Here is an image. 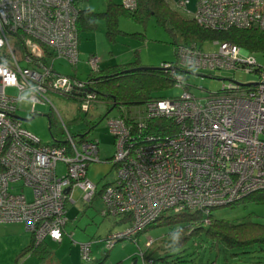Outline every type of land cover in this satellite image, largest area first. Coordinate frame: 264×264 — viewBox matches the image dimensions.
I'll return each mask as SVG.
<instances>
[{"label":"built area","instance_id":"built-area-1","mask_svg":"<svg viewBox=\"0 0 264 264\" xmlns=\"http://www.w3.org/2000/svg\"><path fill=\"white\" fill-rule=\"evenodd\" d=\"M188 2L180 0L177 6L188 11ZM78 4L0 0V223H24L36 244L46 238L60 241L69 220L67 203L75 201L79 188L85 204L102 200L103 215L129 218L122 231L104 239V249L110 250L124 238H135L165 212L201 211L209 224L212 208L264 190V54L230 41H214L219 46L215 52L197 43L177 45L176 61L161 67L184 92L151 99L128 117L106 118L114 139V153L106 160L116 166V177L101 188L88 177L90 164L101 160L99 139H77L67 129L64 141L43 143L25 129L16 114L20 101L31 102L34 111L51 103V93H80L84 113L91 107V81L61 74L54 65L65 60L77 68L80 62ZM123 5L134 9L136 0ZM193 17L215 30H264V0H197ZM88 64L97 69L98 56H91ZM183 69H241L258 79L231 81L203 100L188 90ZM8 86L18 87V97L7 94ZM157 119L170 120L177 131L147 132L149 121ZM60 162L67 166L61 176ZM16 183H21L18 192L13 191ZM24 187L31 190L30 197ZM91 246L92 241L81 243L86 261L93 260Z\"/></svg>","mask_w":264,"mask_h":264},{"label":"rangeland","instance_id":"rangeland-1","mask_svg":"<svg viewBox=\"0 0 264 264\" xmlns=\"http://www.w3.org/2000/svg\"><path fill=\"white\" fill-rule=\"evenodd\" d=\"M116 3H122L124 0H114ZM79 8L88 7L94 11H104L107 6V0H86L80 1ZM192 8V6H191ZM177 9V8H176ZM125 17V16H124ZM136 23L129 18L121 19V28L127 30H134ZM147 38L140 49L142 51L143 60L149 66H160L165 61H176L174 54V44L171 43V34L169 30L164 29L156 23L152 18L147 27ZM180 33H177L179 39ZM134 42L133 39H129ZM127 40L126 42H129ZM119 41H125L124 38ZM138 43V42H137ZM135 43L137 46L138 44ZM81 58L84 60L92 50L98 51L99 58L108 56L114 44H111L106 37V30L104 22L99 23V28L92 33L81 34ZM202 49L207 52H215L219 46L213 41H205L201 44ZM263 61V57H259ZM61 63L60 71L62 74H73L75 68L65 60L57 61V66ZM78 75L84 80L88 76V68L81 64ZM99 67V66H98ZM181 75L186 78L188 90L200 99H205L209 93L218 92L224 84H229L231 81H238L239 83H248L256 81L258 75L253 72L247 73L244 70H186ZM8 95L18 97L19 89L16 86H8L6 88ZM184 92V88L173 86L165 90L158 91L156 94L166 95L164 97H178ZM155 94V95H156ZM50 102L37 105L36 112L33 119L24 120L23 127L29 132L37 136L43 143H49L54 139L64 141L66 138V130H70L73 135L86 134L88 138H97L100 142L101 160L92 162L89 166L88 177L101 188L104 184L112 181L116 177V166L111 161H107L113 153L114 139L113 135L109 134L106 125V118L111 116H118L123 109L114 108L109 113H106V106L98 102L93 103L88 113L79 111L78 103L75 100L65 99L57 94L48 95ZM17 115L24 119H29L33 115L32 104L29 101L23 100L18 103ZM143 105H136L130 108L131 112ZM127 112V111H125ZM53 119L55 124L51 131L49 128L50 120ZM77 121H74V120ZM59 176L65 175L67 166L60 162L57 169ZM21 190V183L15 184V192ZM25 193L30 197L31 190L24 187ZM83 192L76 188L73 193V198L76 200L75 204L67 203L68 210V224L66 228L68 232L69 242L65 243L57 249L55 247L51 250L55 256L51 258L50 264H92L95 260L103 261L104 264H113L122 261L123 264H211L216 261V264H264V249H259L258 245L250 246L249 251L243 253V250L237 248H229L223 243L216 246L213 245L212 239L207 235L206 231L199 233H191L192 230L186 231L187 240L181 249L174 250L172 248L173 240L171 239V232L179 230L181 225L158 224L147 230L141 232L139 236L132 240L124 238L116 243L115 247L110 251L105 252V238L109 232L122 231L124 224L117 223L121 216L102 215L103 202L100 198L90 205H83ZM71 206V207H69ZM215 218H224L231 222H241L245 216L250 217L254 222H264V202L259 203L255 201H248L240 203L236 206H223L213 210ZM209 219V217H208ZM203 219L204 226L208 224ZM3 229V228H2ZM256 234V233H255ZM254 236H258L257 234ZM261 235H264L263 233ZM80 236L87 237V241L79 239ZM251 236V237H254ZM185 237V236H184ZM240 240L245 239L239 238ZM91 256L93 261H86L80 254L78 258L77 249L74 243L91 242ZM149 241V245L148 242ZM5 249L3 240H0V258L1 251ZM107 254V256H106ZM167 256V261L162 260V257ZM178 256L182 261L178 262ZM22 260H20L21 264ZM152 262V263H150Z\"/></svg>","mask_w":264,"mask_h":264},{"label":"trees","instance_id":"trees-1","mask_svg":"<svg viewBox=\"0 0 264 264\" xmlns=\"http://www.w3.org/2000/svg\"><path fill=\"white\" fill-rule=\"evenodd\" d=\"M76 1L80 3V1L86 0ZM178 1L180 0H177V2ZM78 9L77 27L80 41L81 34L96 30L101 20L105 21L107 36L110 38V40H114L115 35L120 30L118 25L119 16L121 14H128L135 21L140 22L144 26L147 25L150 18L153 17L159 26L169 30L172 38L171 43L175 45V50L176 46L180 44L190 45L192 43H197L202 49V42L223 40L238 44L249 51L257 53L258 55L264 54V30L256 27H250L246 29L231 27L227 30H215L207 28L203 25H199L195 21L194 17L188 18L186 15L182 14L180 9L177 8L176 10L172 8L168 0H136V7L134 9L125 8L123 2L116 3L114 0H107V7L104 11H94L91 8H79V6ZM184 12L186 11L184 10ZM188 12L190 11L188 10ZM188 12L186 13L188 14ZM177 33H180L182 41L178 40ZM164 62L175 61L165 60L162 63ZM136 63H139V61L134 59L122 64L118 63L111 65L105 69H101L100 65H98L99 67L97 69L90 68L88 78L85 80L80 79L76 76V74L65 75L76 77L82 81H91L89 89L95 94L93 101L91 102V106L93 103L96 105L98 102H100L106 106V113H109L114 108H120L123 110L125 109L122 111L123 113H121V115L128 117L129 113L136 114L140 110L137 109L131 112V107L143 105L154 98L164 97L166 95L156 93L158 91L165 90L166 88H172L175 86V83L169 73L161 67L162 63L160 66H147L141 63ZM77 69L78 67L75 68V73H77ZM53 94L60 95L65 99L75 100L78 103L79 111H81V113L84 112L81 109L82 97H84L83 94L57 92H54ZM36 111V109L31 111V114L34 116L37 114ZM74 121L77 120L75 119ZM54 127L55 124L51 118L49 128L52 131ZM147 128V132L152 131L154 134L170 135L171 133L169 132L177 131L178 127L170 120L157 119L154 121H149ZM159 130H161V133H159ZM167 130L169 131L167 132ZM86 134L87 133L78 134V136L86 137ZM74 136L76 137L77 135ZM50 143H52V141ZM248 201L263 203L264 190L250 193L241 200L226 206L233 207ZM219 207H214L211 209L209 213L210 223L207 226H204L203 219L205 216L201 211H183L173 214L165 212L155 222L148 225V227L141 232L158 224L181 225L179 230L171 232V239L173 240L172 248L174 250L181 249L184 246V243L189 236L186 235V231L188 230H192L190 234L206 231L207 235L212 239L213 245L216 244L217 246L218 244L223 243V245L229 248L243 250V253L248 252V248L253 245H258L259 249L261 250L264 249V235H261L262 233L264 234V222H254L252 219H250L249 215L243 217L241 222L237 223L231 222L230 220H226L224 218H215L212 214L213 210ZM107 215L103 216L106 217ZM122 219L123 221L127 222L129 218L125 216ZM141 232L136 236L138 237ZM254 234L260 235L254 236ZM244 237L245 239H239ZM104 250L107 252L111 249ZM29 252L47 253L44 241L36 244L33 239L30 245L27 246L21 254H26ZM176 259L178 262L182 261L180 256H178ZM105 260H95L92 264H104ZM162 260L167 261V256L162 257ZM215 262L216 261L212 262L211 264H216ZM256 263L257 261L254 262V264ZM113 264L123 263L122 261H118Z\"/></svg>","mask_w":264,"mask_h":264},{"label":"crops","instance_id":"crops-1","mask_svg":"<svg viewBox=\"0 0 264 264\" xmlns=\"http://www.w3.org/2000/svg\"><path fill=\"white\" fill-rule=\"evenodd\" d=\"M168 1H169V4L171 5L172 8H174V9L178 8V6L176 4L177 0H168ZM191 6H192V8H191ZM186 8H187V10L190 11V12L186 11V12H188V14L186 12H184V10H182L180 8H178V9H180L182 14L186 15L188 18H191V17L193 18V14L195 13L196 8H197V0H189ZM122 18L123 19L129 18L130 20L135 22L137 24L136 28H134V30H127V29L121 28L120 21ZM152 18H150V20ZM101 21L104 22V27L106 30L105 21L104 20H101ZM118 25H119L120 30L115 35L114 40H110V38L106 34L108 41L111 44H114V47L111 48L108 56L105 54L106 57L103 56V58H101V57L99 58L98 51L96 52V50H92L89 53V55L83 60L81 58V44H80V62L78 64L77 73H73V75L76 74L77 77H79L80 79H83L78 75L80 68H83L82 66H80L81 64H84L87 66L88 73H89L90 66L88 64V60L91 56H98L99 65H100L101 69H105L106 67H109V66L114 65V64H118V63L122 64L125 62H129V61H132L134 59L138 60L139 63H141L143 65H147L146 64L147 60L146 61L143 60L144 58L142 57L143 55H142V51L140 48L142 46H144V43L146 41V38H147L146 32H147V27L149 25V22L147 23V25L144 26L140 22L135 21L128 14H121L118 18ZM98 28H99V25L96 28V30ZM96 30L86 32V33H92ZM122 38H124L125 41H123V42L119 41V40H122ZM129 39H133L134 42L129 40ZM127 40H129V42H126ZM178 40L182 41L181 35H180ZM135 43H137L138 45L135 46L136 45ZM173 50H174L173 52L175 54V45H174ZM139 63H136V64H139ZM61 66H62L61 63L57 66V61H56L55 68L60 73H62L60 71ZM87 78H88V76H87ZM75 203H76V200L74 202H70V204H75ZM82 203H83V205H85L83 200H82ZM69 207H71V206H69ZM67 214H68V211H67ZM122 218H124V217H119V219L117 220V223L124 224V228H125L128 225V221L127 222L123 221ZM68 234L73 235L72 232H70V233L68 232V230L65 226V234H64L62 240L54 241V240H51L50 238H46V240L44 241V245H45L47 253L29 252L26 254H21L22 251H24V249L27 246H29L30 243L32 242V240H33L32 234L26 229L25 224L22 222L0 223V240H3V243L5 245V249H3L1 251L2 257L0 258V264H19L20 260H22L21 264H50L51 258H53V256H55L54 252L51 249L53 247H55L56 248L55 253L57 254L58 247L60 248L65 243L69 242V238L67 237ZM79 239L82 241H87V237H84V236H80ZM74 246H75V249H77L78 258L80 259V254L82 255L81 243H76V244L74 243Z\"/></svg>","mask_w":264,"mask_h":264},{"label":"water","instance_id":"water-1","mask_svg":"<svg viewBox=\"0 0 264 264\" xmlns=\"http://www.w3.org/2000/svg\"><path fill=\"white\" fill-rule=\"evenodd\" d=\"M160 68H161V67H160ZM33 117H34V116H32V117L29 118V119H24L23 117H20V118L24 121V120H31V119H33Z\"/></svg>","mask_w":264,"mask_h":264}]
</instances>
